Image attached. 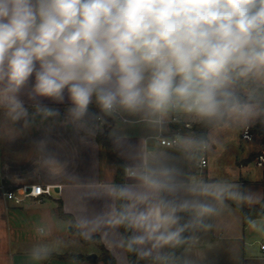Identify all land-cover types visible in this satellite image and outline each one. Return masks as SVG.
<instances>
[{"label": "clouds", "instance_id": "clouds-1", "mask_svg": "<svg viewBox=\"0 0 264 264\" xmlns=\"http://www.w3.org/2000/svg\"><path fill=\"white\" fill-rule=\"evenodd\" d=\"M37 123L81 142L108 125L123 179L80 182L98 210L32 220L20 264L106 233L123 264H202L213 245L201 234L235 210L264 250V194L199 170L225 150L220 133L264 124V0H0V136ZM173 125L207 132L167 135Z\"/></svg>", "mask_w": 264, "mask_h": 264}, {"label": "crops", "instance_id": "crops-1", "mask_svg": "<svg viewBox=\"0 0 264 264\" xmlns=\"http://www.w3.org/2000/svg\"><path fill=\"white\" fill-rule=\"evenodd\" d=\"M45 103L51 104L50 101ZM52 106L58 107L62 113L67 107L66 104ZM29 110L31 111L30 103ZM16 127L19 128V125ZM45 127L37 123V126L24 130L14 137L0 136V181L15 191L34 185L50 188V194L41 199L19 197L9 200L0 194V226L8 224L11 227L10 233L13 231L11 241L16 244L13 256L16 264H20L24 249L32 242L30 232L32 220L49 213H54L62 219H69L80 211H90L93 208L98 210L103 201L88 200V188L79 186L80 182L88 185L96 180L113 177L118 183L117 166L99 142V136L103 134L105 127L102 132L86 142L80 140L83 133L78 135L71 127L57 124L51 133H46ZM129 132L134 141L141 134L138 128L130 129ZM227 135L228 133H220L226 143L225 150L220 151L213 146L212 151L206 155L208 166L199 170L211 176L233 177L244 186L264 194V166L258 165V157L249 161L251 156L264 152L261 137L253 134L251 139H244L242 135L244 141H241V133L239 137L229 136V139ZM42 139L47 140V150L54 157L52 162L48 161L47 152L37 149L35 142ZM110 141L113 151L123 163L111 139ZM53 176L60 178L54 186ZM60 205L66 216L64 218L59 213ZM106 237L107 233L94 245L74 244L65 253L59 254L82 256L86 257L85 260L54 258L48 264H92L87 257L91 254L99 257L100 247L111 253L117 264H123L120 256L109 250ZM253 238L254 234L243 223L240 211L235 210L218 217L215 230L201 234L202 243L213 245L210 249H204L205 258L202 264H264V250L253 249L250 246Z\"/></svg>", "mask_w": 264, "mask_h": 264}, {"label": "trees", "instance_id": "trees-1", "mask_svg": "<svg viewBox=\"0 0 264 264\" xmlns=\"http://www.w3.org/2000/svg\"><path fill=\"white\" fill-rule=\"evenodd\" d=\"M172 128L174 129H178L180 130L181 133H187V132H196V133H201V132H207L206 129H201L199 127H192V128H186L185 126H176L173 125ZM110 130V127L108 125L105 126L104 132L103 134H101L99 136V142L105 147L109 157L111 158V160L116 164L117 166V181L122 182L123 179V173H122V169L120 168V165L122 164V161L118 158V156L115 154V152L113 151L112 148V144L111 141L109 139L108 136V132ZM249 131L251 133V135L253 134H257L258 136L261 137L262 142L264 144V124H256L253 127L249 128ZM258 157V155H253L250 157L249 161H252L254 159H256ZM263 187H264V180H263ZM12 190V189H11ZM245 211H248L247 209ZM260 209L256 208L255 210H253V214L255 213H259ZM59 213L61 217H66L63 213V208L62 205H60L59 207ZM101 248V254L98 257V262L102 263V264H117L115 258L111 255V253H109L104 247H100ZM61 259V260H85L86 257H82V256H70V255H55L52 259ZM133 260H135V257H132ZM141 264H143V262H141Z\"/></svg>", "mask_w": 264, "mask_h": 264}, {"label": "built area", "instance_id": "built-area-1", "mask_svg": "<svg viewBox=\"0 0 264 264\" xmlns=\"http://www.w3.org/2000/svg\"><path fill=\"white\" fill-rule=\"evenodd\" d=\"M185 127L188 128L187 126ZM177 132H180V130L171 128L170 132L167 135H173ZM244 138L245 139L252 138L249 129L246 132H244ZM257 161L259 166H264V152L258 156ZM200 164L203 165L202 167L203 169L206 168L208 166L207 158L205 157L204 160L200 161ZM0 176H1V168H0ZM35 188H41V191L37 192L35 191ZM0 194L9 200H13L19 197L21 198L32 197V198L41 199L45 195L50 194V188H45L43 185H34L29 187L28 186L23 187L15 191L9 189L8 186L3 181H0Z\"/></svg>", "mask_w": 264, "mask_h": 264}, {"label": "rangeland", "instance_id": "rangeland-1", "mask_svg": "<svg viewBox=\"0 0 264 264\" xmlns=\"http://www.w3.org/2000/svg\"><path fill=\"white\" fill-rule=\"evenodd\" d=\"M242 135L244 138V133L241 132V141ZM229 136H232L228 133L227 139H229ZM235 137V136H232ZM239 137V135H238ZM245 139V138H244ZM262 154L259 153L258 156ZM10 225L5 224L3 226H0V264H7L8 258L10 256H14L15 253V243L11 241V238L14 236L13 231L10 233ZM85 251H88V249H84Z\"/></svg>", "mask_w": 264, "mask_h": 264}, {"label": "water", "instance_id": "water-1", "mask_svg": "<svg viewBox=\"0 0 264 264\" xmlns=\"http://www.w3.org/2000/svg\"><path fill=\"white\" fill-rule=\"evenodd\" d=\"M88 261L92 264H97L98 262V256L96 254H91L87 257Z\"/></svg>", "mask_w": 264, "mask_h": 264}]
</instances>
